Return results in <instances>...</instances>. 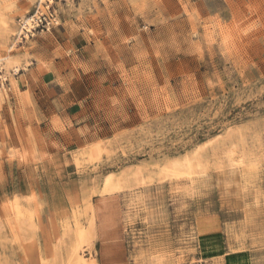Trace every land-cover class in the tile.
Segmentation results:
<instances>
[{
    "label": "rangeland",
    "instance_id": "374dc122",
    "mask_svg": "<svg viewBox=\"0 0 264 264\" xmlns=\"http://www.w3.org/2000/svg\"><path fill=\"white\" fill-rule=\"evenodd\" d=\"M38 1L0 0V264H264V0H50L21 39Z\"/></svg>",
    "mask_w": 264,
    "mask_h": 264
},
{
    "label": "built area",
    "instance_id": "2783aa9c",
    "mask_svg": "<svg viewBox=\"0 0 264 264\" xmlns=\"http://www.w3.org/2000/svg\"><path fill=\"white\" fill-rule=\"evenodd\" d=\"M50 0H39L36 9L19 20V37L27 39L35 32L49 30L56 22V15L49 9Z\"/></svg>",
    "mask_w": 264,
    "mask_h": 264
},
{
    "label": "crops",
    "instance_id": "0c3cea01",
    "mask_svg": "<svg viewBox=\"0 0 264 264\" xmlns=\"http://www.w3.org/2000/svg\"><path fill=\"white\" fill-rule=\"evenodd\" d=\"M60 49H65V48H60ZM59 48H38L37 49V53H36V56L38 58H40L42 61H46L47 63L48 62H53V68L55 67L56 69L57 68H60L63 64L62 62V58H58V59H55V56L56 54L59 55ZM34 65H37V61L34 62ZM47 69H50V67L44 68V70H42L40 72V82H47V85H51L52 86V81H53V78H54V75L51 77L50 73ZM57 83L52 87L55 88L57 87Z\"/></svg>",
    "mask_w": 264,
    "mask_h": 264
},
{
    "label": "bare ground",
    "instance_id": "6f19581e",
    "mask_svg": "<svg viewBox=\"0 0 264 264\" xmlns=\"http://www.w3.org/2000/svg\"><path fill=\"white\" fill-rule=\"evenodd\" d=\"M19 30V29H18ZM2 59H0V61H1Z\"/></svg>",
    "mask_w": 264,
    "mask_h": 264
}]
</instances>
